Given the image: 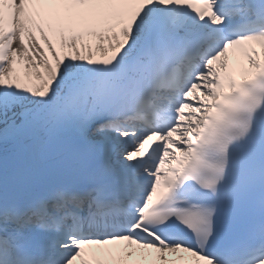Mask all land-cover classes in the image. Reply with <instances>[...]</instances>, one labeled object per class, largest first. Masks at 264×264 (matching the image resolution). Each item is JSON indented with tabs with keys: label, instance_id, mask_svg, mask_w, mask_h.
I'll use <instances>...</instances> for the list:
<instances>
[{
	"label": "snow or ice",
	"instance_id": "obj_1",
	"mask_svg": "<svg viewBox=\"0 0 264 264\" xmlns=\"http://www.w3.org/2000/svg\"><path fill=\"white\" fill-rule=\"evenodd\" d=\"M0 264H264V0H0Z\"/></svg>",
	"mask_w": 264,
	"mask_h": 264
},
{
	"label": "bare ground",
	"instance_id": "obj_2",
	"mask_svg": "<svg viewBox=\"0 0 264 264\" xmlns=\"http://www.w3.org/2000/svg\"><path fill=\"white\" fill-rule=\"evenodd\" d=\"M238 54H230V62L234 65V71L233 73H237V76H239L240 78H242V72L241 69L238 65Z\"/></svg>",
	"mask_w": 264,
	"mask_h": 264
}]
</instances>
